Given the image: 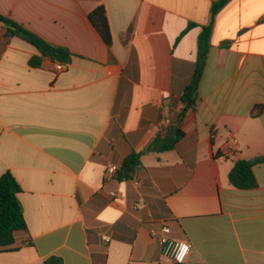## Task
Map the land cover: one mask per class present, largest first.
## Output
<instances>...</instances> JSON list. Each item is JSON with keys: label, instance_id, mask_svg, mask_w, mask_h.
I'll list each match as a JSON object with an SVG mask.
<instances>
[{"label": "crops", "instance_id": "crops-1", "mask_svg": "<svg viewBox=\"0 0 264 264\" xmlns=\"http://www.w3.org/2000/svg\"><path fill=\"white\" fill-rule=\"evenodd\" d=\"M215 1L0 0L1 15L73 54L61 72L32 65L38 51L0 26V176L19 184L27 228L0 264H173L150 235L163 226L189 242L182 264H264V0L216 13L192 92ZM99 5L109 48L88 20ZM182 111L174 149L144 153L118 179ZM255 159L256 186L233 187V164Z\"/></svg>", "mask_w": 264, "mask_h": 264}, {"label": "trees", "instance_id": "trees-1", "mask_svg": "<svg viewBox=\"0 0 264 264\" xmlns=\"http://www.w3.org/2000/svg\"><path fill=\"white\" fill-rule=\"evenodd\" d=\"M230 0H217L212 3L210 9L209 25L204 27L197 42V58L195 71L192 75L188 90L195 92L200 82L205 66L206 55L209 48L211 25L216 13ZM88 20L98 32L106 46L109 48L112 43L110 28L102 5L95 7L88 14ZM0 26L4 31V38L18 37L32 45L39 53V56L31 57L29 63L39 65L42 58L52 62H59L68 65L73 54L62 46L52 45L41 37L26 29L21 24L9 17L0 14ZM184 112L179 115L177 124L171 126L165 135L159 134L141 151L132 153L122 163L116 176L120 180L130 179L139 166L140 157L146 152H165L174 149L178 140L183 136L179 129ZM260 159L236 161L228 173V182L237 189H250L256 186V180L252 172L253 165ZM21 188L10 172L0 176V249L7 250L14 244L18 234L26 233V223L23 216L22 206L17 198ZM44 264H63L61 258L51 256L44 261Z\"/></svg>", "mask_w": 264, "mask_h": 264}, {"label": "built area", "instance_id": "built-area-1", "mask_svg": "<svg viewBox=\"0 0 264 264\" xmlns=\"http://www.w3.org/2000/svg\"><path fill=\"white\" fill-rule=\"evenodd\" d=\"M66 68V65L56 62L54 64V69L57 72H61ZM169 125V120H163L160 125V131L162 134L166 133L167 126ZM237 140L230 136L223 152L226 156H229L236 152L237 149ZM112 171L116 170V167L111 168ZM169 228L163 226L160 230L152 229L150 235L152 238L156 239L160 243L161 247V256L172 262L173 264H182L184 263L186 256L189 251V242L184 240H178L169 236ZM108 238H105V241H108Z\"/></svg>", "mask_w": 264, "mask_h": 264}]
</instances>
